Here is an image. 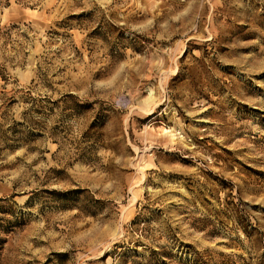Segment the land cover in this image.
<instances>
[{
    "label": "rangeland",
    "instance_id": "rangeland-1",
    "mask_svg": "<svg viewBox=\"0 0 264 264\" xmlns=\"http://www.w3.org/2000/svg\"><path fill=\"white\" fill-rule=\"evenodd\" d=\"M0 264H264V0H0Z\"/></svg>",
    "mask_w": 264,
    "mask_h": 264
}]
</instances>
